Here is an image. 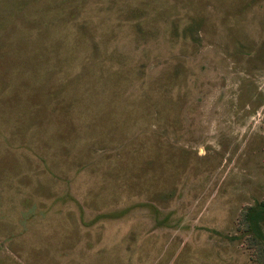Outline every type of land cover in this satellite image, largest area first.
Returning a JSON list of instances; mask_svg holds the SVG:
<instances>
[{
	"label": "rangeland",
	"instance_id": "374dc122",
	"mask_svg": "<svg viewBox=\"0 0 264 264\" xmlns=\"http://www.w3.org/2000/svg\"><path fill=\"white\" fill-rule=\"evenodd\" d=\"M264 0H0V264H264Z\"/></svg>",
	"mask_w": 264,
	"mask_h": 264
},
{
	"label": "trees",
	"instance_id": "16d2710c",
	"mask_svg": "<svg viewBox=\"0 0 264 264\" xmlns=\"http://www.w3.org/2000/svg\"><path fill=\"white\" fill-rule=\"evenodd\" d=\"M259 206L261 207V208H263L264 207V199L263 200H259Z\"/></svg>",
	"mask_w": 264,
	"mask_h": 264
}]
</instances>
